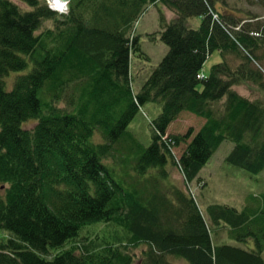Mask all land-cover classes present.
I'll list each match as a JSON object with an SVG mask.
<instances>
[{"label": "trees", "instance_id": "1", "mask_svg": "<svg viewBox=\"0 0 264 264\" xmlns=\"http://www.w3.org/2000/svg\"><path fill=\"white\" fill-rule=\"evenodd\" d=\"M19 1L31 10L0 0V231L10 237L0 264H132L129 251L139 245V264H264V192L248 194L241 209L210 205L204 217L186 191L170 185V198L160 187L174 166L191 184L224 142L233 144L228 165L264 170V106L233 90L249 81L264 92L263 72L250 67L256 39L227 3L68 0L61 21L45 1ZM151 5L159 6L155 34L167 52L133 95L131 60L145 54L131 32ZM193 17L201 19L195 29L185 25ZM239 51L237 70L222 61L202 73L213 53ZM148 104L160 112L145 147L128 125ZM184 112L204 124L167 136ZM106 223L120 231L102 250L72 246L81 230ZM218 226L233 244L218 242Z\"/></svg>", "mask_w": 264, "mask_h": 264}, {"label": "rangeland", "instance_id": "2", "mask_svg": "<svg viewBox=\"0 0 264 264\" xmlns=\"http://www.w3.org/2000/svg\"><path fill=\"white\" fill-rule=\"evenodd\" d=\"M15 5H17L21 10L30 11L31 9L26 6V4L20 2L19 0H10ZM47 3V0H40L39 3ZM227 3V9L239 18L242 24L249 30V35L256 39V45L252 47L254 55L257 57V61L250 63L252 69H260L263 72L262 80H264V32L259 31L258 37L252 35L251 33L256 32L255 28L260 27L264 29V9L258 3L257 0H224ZM54 12V7L52 6ZM67 10V5L64 7ZM159 6L155 7L153 5L147 8V11L139 18L137 21L134 33L131 32V37H138L139 44L142 52L146 55H139L135 57L132 61V75L135 76L136 80H140L146 77V73L154 69L164 55L167 52V47L160 41L159 35L155 34L159 30ZM165 17L168 20L173 19L174 13H167L165 11ZM257 17V19H253ZM165 18V19H166ZM49 24L50 28H53L54 22L48 21L45 23ZM199 24V19H193L186 23L188 28H197ZM240 27L235 30H239ZM234 30V31H235ZM263 35V36H262ZM233 38V42L236 41ZM236 44V43H235ZM239 47V46H238ZM243 53L239 52H226L223 55L213 53L206 64L203 67V72L209 71L210 67L214 64L224 61L227 66L232 70H237L238 67L243 63L242 58ZM147 56L150 60H147ZM147 68L148 71L145 69ZM203 76V75H202ZM12 80V77L11 79ZM141 84L135 83L134 90L140 87ZM233 90L242 98L248 100L249 102H259L264 106V92L260 89L259 82H241L233 87ZM160 110L158 107H153L152 105H147L140 111L130 123L128 131L138 138L145 147L149 146L151 140V127L150 122L153 121L159 114ZM190 116H182L175 123L169 126L167 131L168 135L181 134L184 135L186 131L192 127V129L197 130L201 124H204V120L197 118L196 116L184 112ZM183 113V115H184ZM27 124V123H26ZM34 123H30L28 128H32ZM194 130V131H195ZM163 141V139H162ZM233 148V144L229 142H224L220 145L216 153L212 156L209 162L200 170L198 177L191 184H185L181 174L178 172L177 166L171 168L168 173L167 178H163L160 184L161 190L166 192L171 198V188L170 185L178 187L186 191L189 196H191L195 203L197 204L201 215L208 217L207 207L210 205H226L228 207H235L236 209H241L244 201L247 199V195L259 196L264 192V170L258 175H250L242 170L236 169L228 165L225 161L226 157ZM184 146L180 144L178 147L172 148L173 156L179 158ZM160 181V179L158 178ZM140 188V187H139ZM141 191L143 188L141 187ZM214 226H211V233L214 231ZM218 242H226L228 244H233L232 242L226 240V229L224 227L218 226ZM116 231H120L117 225L105 226V224H96L90 227H86L79 233L78 237L74 240L72 246L76 247L82 242H87L92 246L94 250H102L104 247L105 238L108 240V236L112 235ZM9 239V235L0 231V244L6 242ZM249 246H253L252 240L249 242ZM145 249V245H139L129 252L133 255L132 264L140 263V255ZM48 256L51 258L55 252H49ZM264 259V251L262 253ZM173 264H185L181 260L169 259Z\"/></svg>", "mask_w": 264, "mask_h": 264}, {"label": "bare ground", "instance_id": "3", "mask_svg": "<svg viewBox=\"0 0 264 264\" xmlns=\"http://www.w3.org/2000/svg\"><path fill=\"white\" fill-rule=\"evenodd\" d=\"M47 2L49 3V5H51V6H53L54 7V9H55V11H57V14H59V17H60V19H61V21H64V20H66L65 18L68 16V10H66V9H61L60 7H59V5L62 3L61 2V0H47ZM217 6H220V4H218L217 3ZM216 6V8H218ZM52 11H54V10H52ZM212 17H213V19H217V15H215V14H212ZM193 19H199V24H198V26L197 27H199L200 26V24H201V19L200 18H195V17H193V18H190V19H187L186 21H185V25H186V23L188 22V21H190V20H193ZM193 29H195V28H193ZM135 60V59H134ZM147 60H150V58L147 56ZM132 61L133 60H131V64H130V69H129V78H130V85H131V90H132V93H133V95H137L138 93H139V91L141 90V88H142V86L145 84V82L148 80V78L150 79L151 77H152V74H153V71H154V69H151V70H147V68L145 69L146 71H148L147 73H146V77H143L142 79H140V80H136L135 79V76H133L132 75ZM28 70V69H27ZM25 74V73H24ZM135 83H139V84H141L140 85V87L139 88H137V90H134V85H135ZM54 105H55V103H54ZM148 105H150V104H148ZM147 106V105H146ZM145 106H143V107H137V109L139 110V112L140 111H142L143 110V108H144ZM183 116V113H179L178 114V119H180L181 117ZM133 121V120H132ZM131 121V122H132ZM130 125V124H129ZM129 125H128V128H129ZM131 135V137L133 138V139H135V140H137V141H139L138 140V138L136 137V135H134V134H130ZM100 139L99 138H97V139H95V143L97 144V145H100V146H103L104 145V143L103 142H101V141H99ZM164 142V141H163ZM112 147V146H111ZM112 152H113V148H112ZM52 154H53V156H52V158H54L55 157V151L54 152H52ZM51 159V158H50ZM48 157H47V155H46V158H45V163H47L46 165H51V163H49L48 161L50 160ZM210 160V159H209ZM209 160H208V162H209ZM112 161V163H118L119 162V160H118V158H115L114 160H109L108 162H111ZM207 162V163H208ZM104 163H106V162H104ZM206 163V164H207ZM113 165V164H112ZM115 165V164H114ZM175 165H176V163H175ZM176 167V166H175ZM174 167V168H175ZM173 168V167H172ZM127 182L130 184V181L129 180H127ZM127 182H126V180H125V183H126V185H127ZM128 186V185H127ZM111 225V223H106L105 224V226H110ZM10 238V237H9ZM8 240V239H7ZM6 243V242H5ZM84 245H87L88 243L87 242H84L83 243Z\"/></svg>", "mask_w": 264, "mask_h": 264}, {"label": "clouds", "instance_id": "4", "mask_svg": "<svg viewBox=\"0 0 264 264\" xmlns=\"http://www.w3.org/2000/svg\"><path fill=\"white\" fill-rule=\"evenodd\" d=\"M68 4V0H63V2L59 5L61 9H63Z\"/></svg>", "mask_w": 264, "mask_h": 264}]
</instances>
